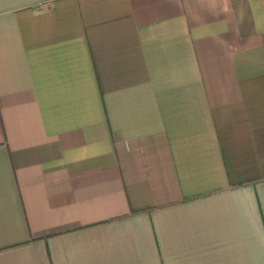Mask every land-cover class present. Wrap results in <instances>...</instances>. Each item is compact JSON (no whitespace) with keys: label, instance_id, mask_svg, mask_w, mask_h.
<instances>
[{"label":"crops","instance_id":"obj_1","mask_svg":"<svg viewBox=\"0 0 264 264\" xmlns=\"http://www.w3.org/2000/svg\"><path fill=\"white\" fill-rule=\"evenodd\" d=\"M0 264H264V0H0Z\"/></svg>","mask_w":264,"mask_h":264}]
</instances>
